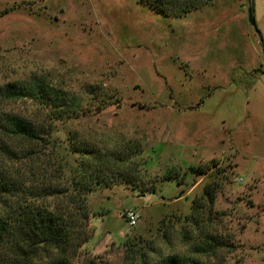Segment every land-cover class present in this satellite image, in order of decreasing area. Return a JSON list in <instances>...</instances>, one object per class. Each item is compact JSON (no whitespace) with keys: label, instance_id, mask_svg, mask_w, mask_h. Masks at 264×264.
<instances>
[{"label":"rangeland","instance_id":"obj_1","mask_svg":"<svg viewBox=\"0 0 264 264\" xmlns=\"http://www.w3.org/2000/svg\"><path fill=\"white\" fill-rule=\"evenodd\" d=\"M198 7L165 17L138 0H0V84L42 76L74 97L82 114L56 123L62 146L74 134L81 146L138 147L143 192L120 183L87 195L83 248L102 264H131L117 255L127 241H152L151 258L264 264V0H251L255 27L248 0ZM7 111L41 120L30 101ZM193 201L196 225L184 220ZM212 242L214 254L194 252Z\"/></svg>","mask_w":264,"mask_h":264},{"label":"trees","instance_id":"obj_2","mask_svg":"<svg viewBox=\"0 0 264 264\" xmlns=\"http://www.w3.org/2000/svg\"><path fill=\"white\" fill-rule=\"evenodd\" d=\"M212 1L183 0L169 7L171 0H138L144 8L165 17H180ZM249 7L252 11L251 0ZM68 96L42 76L0 84V264H102L89 258L83 248L92 236L87 195L120 183L139 190L144 184L138 176L141 168L133 162L137 145L103 150L81 146L74 134L67 137L65 146L53 137L57 122L82 114L80 104ZM25 101L37 107L39 122L7 111ZM191 172L198 175L201 169L193 167ZM219 188L215 182L205 186L202 197L209 207ZM195 203L184 217L193 224L203 209ZM152 244L127 241L122 252L116 253L125 261L132 260L131 264H209L177 254L151 258L149 253L156 254ZM216 247L222 246L212 242L194 252L214 254Z\"/></svg>","mask_w":264,"mask_h":264},{"label":"built area","instance_id":"obj_3","mask_svg":"<svg viewBox=\"0 0 264 264\" xmlns=\"http://www.w3.org/2000/svg\"><path fill=\"white\" fill-rule=\"evenodd\" d=\"M234 182L235 183H241L242 179L241 178H235ZM123 217L126 220L128 226L130 228L135 227L138 224L139 219H140L138 212L136 210H133V209L125 210L123 213Z\"/></svg>","mask_w":264,"mask_h":264},{"label":"water","instance_id":"obj_4","mask_svg":"<svg viewBox=\"0 0 264 264\" xmlns=\"http://www.w3.org/2000/svg\"><path fill=\"white\" fill-rule=\"evenodd\" d=\"M249 1L250 0H248V2ZM248 19H249L250 25H252L253 27H255L254 20H253V15H252V11H251L250 7L248 9Z\"/></svg>","mask_w":264,"mask_h":264}]
</instances>
